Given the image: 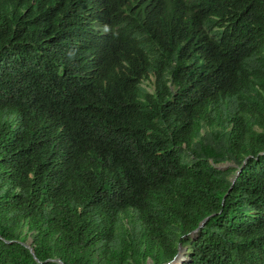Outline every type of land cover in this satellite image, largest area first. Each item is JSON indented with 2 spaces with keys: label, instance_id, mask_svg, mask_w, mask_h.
<instances>
[{
  "label": "trees",
  "instance_id": "obj_1",
  "mask_svg": "<svg viewBox=\"0 0 264 264\" xmlns=\"http://www.w3.org/2000/svg\"><path fill=\"white\" fill-rule=\"evenodd\" d=\"M179 247L264 264V0H0V264Z\"/></svg>",
  "mask_w": 264,
  "mask_h": 264
},
{
  "label": "rangeland",
  "instance_id": "obj_2",
  "mask_svg": "<svg viewBox=\"0 0 264 264\" xmlns=\"http://www.w3.org/2000/svg\"><path fill=\"white\" fill-rule=\"evenodd\" d=\"M229 166H231V165H223V166H220L219 168H221V169H225V168H229ZM234 166H231V168H233ZM237 173L238 172H236V174L234 175V176H237ZM191 237L193 238V239H195L196 238V233H194V234H191ZM186 250L185 249H183V248H180V250L178 251V254H177V259L176 260H173L170 264H184V262H186Z\"/></svg>",
  "mask_w": 264,
  "mask_h": 264
},
{
  "label": "water",
  "instance_id": "obj_3",
  "mask_svg": "<svg viewBox=\"0 0 264 264\" xmlns=\"http://www.w3.org/2000/svg\"><path fill=\"white\" fill-rule=\"evenodd\" d=\"M180 250V247H179V249H178V251ZM177 259V255H176V257L174 258V260H176ZM172 262V261H171ZM171 262H168V263H166V264H170Z\"/></svg>",
  "mask_w": 264,
  "mask_h": 264
}]
</instances>
